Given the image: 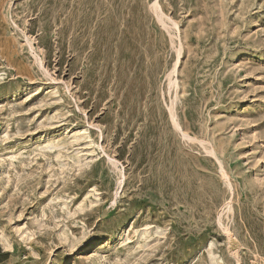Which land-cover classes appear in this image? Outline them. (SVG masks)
<instances>
[{
  "label": "rangeland",
  "instance_id": "374dc122",
  "mask_svg": "<svg viewBox=\"0 0 264 264\" xmlns=\"http://www.w3.org/2000/svg\"><path fill=\"white\" fill-rule=\"evenodd\" d=\"M0 264H264V0H0Z\"/></svg>",
  "mask_w": 264,
  "mask_h": 264
}]
</instances>
